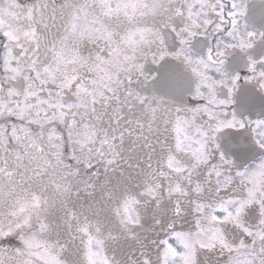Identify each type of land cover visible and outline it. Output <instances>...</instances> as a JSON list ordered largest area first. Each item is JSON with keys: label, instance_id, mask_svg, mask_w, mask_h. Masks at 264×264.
Returning <instances> with one entry per match:
<instances>
[{"label": "snow or ice", "instance_id": "obj_1", "mask_svg": "<svg viewBox=\"0 0 264 264\" xmlns=\"http://www.w3.org/2000/svg\"><path fill=\"white\" fill-rule=\"evenodd\" d=\"M0 264H264V0H0Z\"/></svg>", "mask_w": 264, "mask_h": 264}]
</instances>
